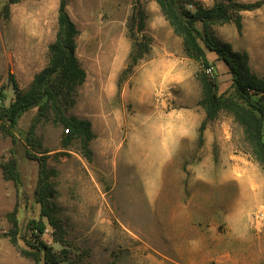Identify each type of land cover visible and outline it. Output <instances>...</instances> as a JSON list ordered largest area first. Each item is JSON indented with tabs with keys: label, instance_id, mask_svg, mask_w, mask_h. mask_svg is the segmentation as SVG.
<instances>
[{
	"label": "rangeland",
	"instance_id": "1",
	"mask_svg": "<svg viewBox=\"0 0 264 264\" xmlns=\"http://www.w3.org/2000/svg\"><path fill=\"white\" fill-rule=\"evenodd\" d=\"M65 1L79 29L75 54L85 71L65 114L90 121L91 154L89 159L83 155L78 138L62 145L66 129L48 110L24 111L14 144L0 125V264H34L20 252L27 248L25 239L34 242L26 224L38 210V164L25 155L23 139L32 124L37 154L45 155L47 165L56 170L50 178L55 194L48 208L57 223L41 237L62 263L175 264L170 259L183 261L185 254L173 246L189 243L191 237L199 247L197 264H264V220L254 218L264 206V169L231 114L219 112L199 135L204 120L197 103L200 65L185 55L181 38L156 1ZM51 3L0 0V105L14 98L10 75L25 90L46 64L47 46L57 29ZM135 3L147 15L142 34L150 38V50L129 68L133 39L128 19ZM241 25L240 32L233 22L213 30L233 49L247 51L251 70L262 74L264 5L242 11ZM211 61L218 91L232 92L225 63ZM11 149L21 179L18 188L2 171ZM167 152L172 154L162 172L154 174L157 158ZM183 205L192 214L189 224L182 218ZM14 208L17 244L11 242L8 217Z\"/></svg>",
	"mask_w": 264,
	"mask_h": 264
},
{
	"label": "trees",
	"instance_id": "2",
	"mask_svg": "<svg viewBox=\"0 0 264 264\" xmlns=\"http://www.w3.org/2000/svg\"><path fill=\"white\" fill-rule=\"evenodd\" d=\"M21 0H7V4ZM161 14L171 26L175 35L181 38L185 55L200 65L198 79L201 95L198 105L204 111V120L199 126V135L208 121L214 120L219 112H227L242 128L245 141L250 147L252 157L264 169V74L254 73L249 65V56L245 50H235L229 42L220 40L213 27L233 22L238 32L241 30V12L253 10L264 5V0L239 2L236 0H213L210 6H204L197 0H155ZM4 6V15L8 5ZM135 3L128 19L133 45L129 54L128 67L131 68L150 50V38L142 34L145 27L146 13ZM65 0H59L57 8V29L54 40L48 44V59L42 69L35 73L25 90H21L14 77L11 83L14 98L8 105H0L1 130L10 136L14 144L18 140L16 133L20 116L29 108L37 107L40 111H51L55 120L66 129L63 146L71 139L78 138L83 155L90 158V140L94 137L90 121L86 118L66 115V109L74 103L76 89L85 80V71L75 54L76 38L79 29L71 19ZM140 34V36L136 35ZM205 50L212 51L216 58L223 61L231 75L233 91H218L216 72L212 61L206 57ZM212 67V68H211ZM211 68L209 72L206 69ZM25 155L35 159L38 164L37 182L34 189L35 217L26 227L30 230L32 240L25 239L27 248H20L22 255L33 260L34 264H64L60 257L46 245L41 235L47 228L54 229L56 218L49 212L48 206L55 194L50 180L56 174L53 167L46 163L45 155H38V142L34 135V125H30L24 136ZM7 163L2 166L5 178L12 180L16 188L21 179L18 163L13 149ZM11 224L10 239L17 244L18 218L14 208L8 214Z\"/></svg>",
	"mask_w": 264,
	"mask_h": 264
},
{
	"label": "crops",
	"instance_id": "3",
	"mask_svg": "<svg viewBox=\"0 0 264 264\" xmlns=\"http://www.w3.org/2000/svg\"><path fill=\"white\" fill-rule=\"evenodd\" d=\"M51 7H50V9H51V11H52V13L53 14H55V15H57V8H58V3H59V0H51ZM205 53H206V57H207V59L209 60V61H211V60H216L217 58H216V54H215V56H213V57H209L208 56V53H207V50H205ZM249 59H250V56H249ZM249 62H250V60H249ZM264 73H262V74H257V75H259V76H261V75H263ZM32 79V78H31ZM166 151H168L167 149H166ZM172 154V152H167V153H165L164 154V156L163 157H161V158H157L158 160V167H159V170H158V172L157 173H154V174H158V173H160V172H162V170H163V167H164V163H165V161L167 160V158L170 156ZM144 168H147L148 169V166L145 164V167ZM147 171V170H146ZM226 178L227 177H230V174H229V172L227 173V175L225 176ZM240 181V180H239ZM148 188H149V191L151 192V193H154V191H152V189H153V187H152V185L149 183V186H148ZM254 192V191H253ZM253 196H254V200H257L258 199V194H256V193H254L253 194ZM252 196V197H253ZM184 207H183V213H182V218H183V221H185L187 224H189L190 223V221H191V213H190V211H189V209L187 208V205H183ZM241 210H242V207L240 208ZM192 238L190 237L189 238V243H188V241L186 240V242H185V244H182V245H176V246H173V249H174V251L175 252H179V253H184L185 255H184V259H183V261H179V260H177V259H170L169 257H167L168 259H170L173 263H175V264H197L194 260H195V258H196V255L198 254V252H199V247L197 246V245H195V244H193L192 243V240H191Z\"/></svg>",
	"mask_w": 264,
	"mask_h": 264
},
{
	"label": "built area",
	"instance_id": "4",
	"mask_svg": "<svg viewBox=\"0 0 264 264\" xmlns=\"http://www.w3.org/2000/svg\"><path fill=\"white\" fill-rule=\"evenodd\" d=\"M212 68V67H211ZM211 68L206 69L207 72L211 70ZM254 218L256 221L262 222L264 220V206H261L255 213Z\"/></svg>",
	"mask_w": 264,
	"mask_h": 264
},
{
	"label": "bare ground",
	"instance_id": "5",
	"mask_svg": "<svg viewBox=\"0 0 264 264\" xmlns=\"http://www.w3.org/2000/svg\"><path fill=\"white\" fill-rule=\"evenodd\" d=\"M114 39V38H113ZM115 41V40H114ZM108 48V47H107ZM107 61V60H106ZM102 63V62H101Z\"/></svg>",
	"mask_w": 264,
	"mask_h": 264
}]
</instances>
